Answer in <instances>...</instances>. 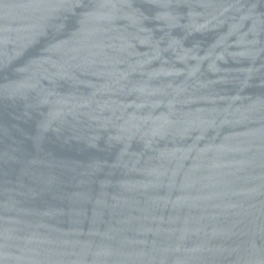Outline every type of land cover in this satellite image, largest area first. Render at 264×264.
Returning <instances> with one entry per match:
<instances>
[{
    "label": "water",
    "instance_id": "obj_1",
    "mask_svg": "<svg viewBox=\"0 0 264 264\" xmlns=\"http://www.w3.org/2000/svg\"><path fill=\"white\" fill-rule=\"evenodd\" d=\"M0 264H264V0H0Z\"/></svg>",
    "mask_w": 264,
    "mask_h": 264
}]
</instances>
